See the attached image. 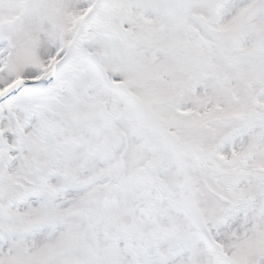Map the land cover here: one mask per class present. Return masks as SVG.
<instances>
[{
    "label": "snow or ice",
    "instance_id": "6c2138e0",
    "mask_svg": "<svg viewBox=\"0 0 264 264\" xmlns=\"http://www.w3.org/2000/svg\"><path fill=\"white\" fill-rule=\"evenodd\" d=\"M0 264H264V0H0Z\"/></svg>",
    "mask_w": 264,
    "mask_h": 264
}]
</instances>
